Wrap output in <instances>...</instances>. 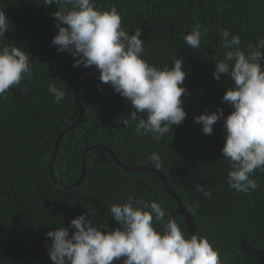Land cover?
<instances>
[{
	"label": "trees",
	"instance_id": "1",
	"mask_svg": "<svg viewBox=\"0 0 264 264\" xmlns=\"http://www.w3.org/2000/svg\"><path fill=\"white\" fill-rule=\"evenodd\" d=\"M92 2L102 11L115 6L129 35L141 29L143 58L149 64L163 69L172 66V58H182L186 118L159 141L150 134L137 135L134 123H122L134 110L130 101L102 83L95 66L74 67L78 57L58 52L51 44L57 34L51 13L59 6L46 7L44 0H0V10L11 25L3 43L29 53L33 70L30 80L10 88L6 99H0V264H52L48 231L68 227L81 214L98 226L106 224L107 230L119 227L109 206L127 202L129 195L159 203L171 217L178 203L163 187L159 173L193 218L194 229L189 232L182 214L172 217L186 237H206L222 264H264V171L257 169L251 177L259 184L251 194L230 188L229 164L221 152L226 134L223 120L213 125L211 135L203 134L202 125L193 120L217 108L225 117L231 113L232 106L222 97L233 81L228 74L219 81L212 76L215 61L225 54L220 33L226 29L229 38L239 35V47L247 52L249 44L264 39V0ZM197 26L200 48L192 49L182 36ZM259 62L264 69V59ZM90 69L100 88L93 75L86 74ZM81 76L77 95L82 109L73 97ZM49 83L64 89L62 101L56 102L48 92ZM93 145L84 154L85 172L79 181L82 152ZM96 145L110 150L126 166L153 170H125ZM153 152L161 157L159 170L149 159ZM197 184L211 190V197L197 191ZM153 226L161 230L155 220ZM72 231L69 228V235ZM123 259L113 264H122Z\"/></svg>",
	"mask_w": 264,
	"mask_h": 264
},
{
	"label": "clouds",
	"instance_id": "2",
	"mask_svg": "<svg viewBox=\"0 0 264 264\" xmlns=\"http://www.w3.org/2000/svg\"><path fill=\"white\" fill-rule=\"evenodd\" d=\"M44 4L59 6L51 13L58 29L51 44L57 46V51L78 57L74 59V67L95 66L99 80L130 101L134 110L122 120L125 126L134 123L137 135L150 134L159 141L172 132L173 125L182 124L186 112L181 96L188 94L182 86L186 76L182 58H172V66L163 69L149 64L143 58L141 29L129 35L121 27V16L115 6L102 11L95 8L92 0H44ZM10 29V21L0 10V99H6L4 94L10 88L19 87L33 74L30 54L3 43ZM220 35L225 54L215 61L212 76L219 81L222 74H228L233 81L222 97L232 111L225 117L222 109L217 108L216 112L205 111L193 120L202 125L205 135H211L213 125L223 120L226 134L221 152L229 164L226 182L237 193L251 194L259 187L258 181L251 177L257 169L264 171V69L259 62L264 59L261 51L264 39L249 44L245 52L239 47V35L229 38L226 29ZM200 36L197 26L182 38L190 48L199 49ZM48 92L56 102L62 101L66 94L53 83H49ZM149 159L155 169H161L157 153L153 152ZM196 190L206 198L212 195L211 190L206 191L200 184ZM109 211L119 227L107 230L106 224L98 226L81 214L68 227L48 231L46 236L51 243L47 252L52 264H113L121 257H124L122 264H222L218 251L206 237L196 234L186 237L157 202L129 195L127 202L113 203ZM154 220L160 223V231L154 228ZM69 228L74 229L71 235Z\"/></svg>",
	"mask_w": 264,
	"mask_h": 264
},
{
	"label": "water",
	"instance_id": "3",
	"mask_svg": "<svg viewBox=\"0 0 264 264\" xmlns=\"http://www.w3.org/2000/svg\"><path fill=\"white\" fill-rule=\"evenodd\" d=\"M55 31L58 32L56 26H55ZM91 73H92V72L90 71V72H88V73H86V74H91ZM86 74H85V75H86ZM92 74H93V73H92ZM81 79H82V76L79 77V79L76 81V85H75L74 90H73L74 101H75V103L77 104V106H78L80 109H82V108H81V104L79 103V100H78L77 88H78V84H79V82L81 81ZM96 83H97V86L100 88L99 83H98V82H96ZM118 95H120V94H118ZM123 99H124V98H123ZM81 115H82V113L80 114V117L78 118V120L81 118ZM68 128H70V127H68ZM64 130H65V129H63V130L58 134V136H57V138H56L55 147H54V150H53V153H52L51 161H52V159H53L54 156H55L56 150H57V148H58V142H59V139H60V137H61V135H62V132H63ZM94 146H95V145H93V146H89V147H87L86 149H84V151L82 152V155H81V166H82V171H81V176H80L79 181L83 178V175H84V172H85V170H84V154H85V152H86L89 148L94 147ZM97 146H99V145H96V147H97ZM99 147L106 149L105 147H102V146H99ZM106 150L109 152V154L111 155L112 159L117 163V165L120 166L121 168L125 169V170H128V171H139V170H146V169L153 170V169H151V168H147V167H129V166H126V165L120 163V162L116 159V157L114 156V154H113L110 150H108V149H106ZM51 161H50V162H51ZM49 172H50V177H51V179H52L53 182H54V179H53V177H52V175H51V171H50V169H49ZM159 177H160L161 183H162L163 187L165 188V190H166L170 195H172V196L176 199V201H177V203H178V209L175 211V213H174L173 215H175V214H182V215L184 216V220H185V222H186V224H187V226H188V230H189V232H191V231L194 229V222H193V218H192V216H191L189 213H186V212H185L183 206H182V205L180 204V202H179V199H178V198L176 197V195H175V194H174V193L168 188V186H167V184H166V180H165V178L163 177V175L159 173ZM62 188H63V187H62ZM173 215H172L170 218H172Z\"/></svg>",
	"mask_w": 264,
	"mask_h": 264
}]
</instances>
